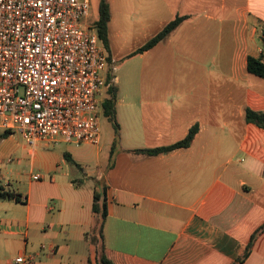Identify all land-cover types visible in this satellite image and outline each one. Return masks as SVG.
<instances>
[{
	"label": "crops",
	"instance_id": "1",
	"mask_svg": "<svg viewBox=\"0 0 264 264\" xmlns=\"http://www.w3.org/2000/svg\"><path fill=\"white\" fill-rule=\"evenodd\" d=\"M106 1L109 67L150 56L164 82L120 96L106 69L120 130L104 162L98 145L15 141L29 169L16 172L13 187L0 168V189L19 199L0 201V264L20 255L99 264L102 254L112 264H264V129L245 121L246 110L264 113V78L246 68L248 57L264 63V0ZM177 16L187 19L128 58ZM195 125L186 149L135 152L181 141ZM12 140L0 133V149ZM97 186L106 189L101 235Z\"/></svg>",
	"mask_w": 264,
	"mask_h": 264
},
{
	"label": "built area",
	"instance_id": "2",
	"mask_svg": "<svg viewBox=\"0 0 264 264\" xmlns=\"http://www.w3.org/2000/svg\"><path fill=\"white\" fill-rule=\"evenodd\" d=\"M90 14V0H0V130L33 149L40 141L98 145V97L110 85Z\"/></svg>",
	"mask_w": 264,
	"mask_h": 264
},
{
	"label": "trees",
	"instance_id": "3",
	"mask_svg": "<svg viewBox=\"0 0 264 264\" xmlns=\"http://www.w3.org/2000/svg\"><path fill=\"white\" fill-rule=\"evenodd\" d=\"M98 16L95 21H93L90 25L91 29L95 31L98 36V40L102 48L106 53V60L107 66L111 64V55H110V47L108 42V23L110 21V9L109 5L106 0H99L98 3ZM186 16H177L174 20L169 22L160 32H158L153 38L148 40L143 46L135 50L131 53L128 58L135 57L137 55H141L161 41H163L169 34H171L184 20H186ZM262 47L264 49V38L261 39ZM263 57L260 58H247V71L253 76L258 78H264V63L262 62ZM111 77L105 78L106 82L109 83ZM107 97L103 101L100 102V112L101 115L106 117L113 125L115 134L118 137L119 135V124L116 119V100H117V91L114 86H109L107 89ZM245 121L247 123H251L256 125L259 128L264 129V113L260 112H253L251 110L245 111ZM198 125L193 126L188 131L187 135L181 141H178L174 144L169 146L155 148V149H144V150H136L137 153H143L147 156H157L161 154H166L175 150L179 149H186L190 147L194 137L198 133ZM4 131V130H3ZM13 134L12 131L5 130L1 135V138L8 137L9 135ZM67 162L74 167H78L71 159L67 157ZM105 187L104 186H97V190L94 191L93 194V202H92V213L96 215L100 221V230L99 233L101 235V226L102 221L105 219L107 215V207H106V198H105ZM14 199L19 201L18 196L10 193L9 191H5L0 189V201ZM249 254V248L246 249V252L242 259H239L238 262H242L245 257ZM99 264H112L108 261L104 255L102 254L99 259Z\"/></svg>",
	"mask_w": 264,
	"mask_h": 264
},
{
	"label": "rangeland",
	"instance_id": "4",
	"mask_svg": "<svg viewBox=\"0 0 264 264\" xmlns=\"http://www.w3.org/2000/svg\"><path fill=\"white\" fill-rule=\"evenodd\" d=\"M91 1V14L89 23H91L97 19V6L98 0H90ZM116 40V39H115ZM114 43V48L115 42ZM118 48V47H117ZM129 48H123L121 53H125L128 51ZM107 66L106 69L110 72L112 77L115 79V87L119 89L120 96H123L126 90H138V89H146L150 88V86H158L164 82V80H159L155 77L160 69L158 66H155L154 63L151 61L150 56L144 57L140 59L139 57L133 59H126L124 61L117 59L114 61L112 66ZM170 71H174L176 66H181L180 63L171 64ZM172 84V86L178 85V80L176 79H169L167 80ZM190 80H183L181 83V87H187ZM195 82V81H194ZM107 89L101 92L104 93L102 96L99 95V101H103L105 97H107ZM3 130H0L1 135L3 134ZM14 141L6 142L2 148L0 149V163L2 165V173H6L7 178L6 180L11 181L13 187H15V179L13 178L18 173H24L29 168L25 166V164H19L18 160L21 158L20 151L14 150L13 148L16 146V142L18 144H22L23 139L20 133L14 132ZM119 137V135H118ZM118 137L115 134L114 127L112 123L100 112V138L98 147L101 149L100 160L104 162L107 158L108 151L110 150L113 143L118 142ZM117 140V141H115ZM4 148V149H3ZM118 147H116L117 149ZM8 159H12V162L9 163ZM8 172V173H7Z\"/></svg>",
	"mask_w": 264,
	"mask_h": 264
}]
</instances>
